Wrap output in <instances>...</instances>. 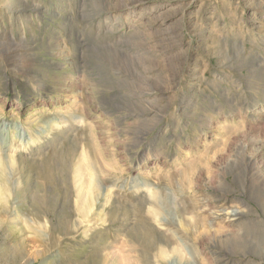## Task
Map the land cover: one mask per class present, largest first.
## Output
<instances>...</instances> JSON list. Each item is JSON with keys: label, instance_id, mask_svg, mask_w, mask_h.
I'll return each mask as SVG.
<instances>
[{"label": "rangeland", "instance_id": "374dc122", "mask_svg": "<svg viewBox=\"0 0 264 264\" xmlns=\"http://www.w3.org/2000/svg\"><path fill=\"white\" fill-rule=\"evenodd\" d=\"M9 106L0 264H264V0H0Z\"/></svg>", "mask_w": 264, "mask_h": 264}, {"label": "bare ground", "instance_id": "6f19581e", "mask_svg": "<svg viewBox=\"0 0 264 264\" xmlns=\"http://www.w3.org/2000/svg\"><path fill=\"white\" fill-rule=\"evenodd\" d=\"M23 6H24V4H23ZM27 6V5H26ZM25 39V40H24ZM22 41H23V46L26 48V47H28V42L26 41V38H22ZM31 44V43H30ZM30 47V46H29ZM34 48V47H33ZM36 48H38V47H36ZM36 50V49H35ZM54 67H55V65H54ZM16 108H17V106H16ZM4 114H9V116L12 118L13 116H16L17 115V112H15L14 111V106L13 107H11V106H9V109L8 110H6V112H4L1 108H0V117H2V115H4ZM9 117V118H10ZM37 119L36 118H33V119H31L30 120V122H28L29 124H35V123H37V121H36ZM17 122V119H15V123H14V125L13 126H11V127H13V130H11V134H12V140L14 139V137H16V136H21V137H23V135H24V132L23 131H17L16 130V123ZM28 124V125H29ZM6 132H9L7 129H6ZM1 139L3 140V142H6L7 140H8V136L7 137H4V136H1ZM7 142H9V141H7ZM26 143H28V145L29 144H31L32 143V138H29V141L28 142H26ZM13 157V156H12ZM152 215H153V218L156 220V221H159V219H157V217H156V215L152 212Z\"/></svg>", "mask_w": 264, "mask_h": 264}]
</instances>
